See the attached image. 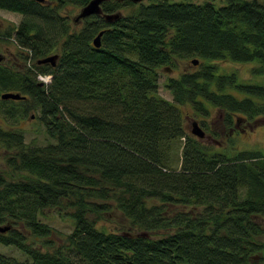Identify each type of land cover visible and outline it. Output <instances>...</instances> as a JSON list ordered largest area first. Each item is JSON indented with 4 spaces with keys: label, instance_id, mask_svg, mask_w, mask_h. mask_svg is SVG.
Instances as JSON below:
<instances>
[{
    "label": "trees",
    "instance_id": "obj_1",
    "mask_svg": "<svg viewBox=\"0 0 264 264\" xmlns=\"http://www.w3.org/2000/svg\"><path fill=\"white\" fill-rule=\"evenodd\" d=\"M89 1L0 0L22 13L14 38L30 68L52 75L39 86L33 69L14 78L0 67V92L29 95L7 100V114L38 112L50 139L31 145L0 125L11 171L0 172V243L27 257L0 254V264L264 263V152L235 149L231 134L264 116V0H107L103 12L119 19L93 15L72 29L63 10ZM52 51L55 66L37 64ZM184 61L194 67L165 78L168 100L160 70ZM221 62L252 63L250 76ZM187 106L210 141L220 133L208 118L222 114L227 145L193 135ZM45 209L73 219L65 243L54 245ZM115 210L136 234L106 223Z\"/></svg>",
    "mask_w": 264,
    "mask_h": 264
},
{
    "label": "rangeland",
    "instance_id": "obj_2",
    "mask_svg": "<svg viewBox=\"0 0 264 264\" xmlns=\"http://www.w3.org/2000/svg\"><path fill=\"white\" fill-rule=\"evenodd\" d=\"M195 3H203L207 0H190ZM81 8L76 6H68L66 9L63 10L64 13H66L70 20H71V27L72 29L75 28L74 24L78 25V27L82 26L80 21H75V18L80 13ZM21 19V16L17 13L13 12H7L5 10L0 9V23L7 24V22H11L14 25L16 23L18 24L19 20ZM5 40L0 39V52L6 54L7 50L3 47V43ZM12 51L16 52L14 48H12ZM190 62L184 61L180 64H178V70H170V69H162L160 70L161 73V86L159 88V93L164 98L168 100H172V96L169 93L168 89L164 87V80L168 76H176L179 71H182L184 69H190L193 68V65H189ZM7 64V61L5 62ZM222 68H225L226 70H236L238 74L242 78H248L250 76V68L252 66V63L243 64V63H232V62H221L220 63ZM14 67L15 65L12 64ZM17 68L16 66L14 67ZM45 85L50 83L51 77H46V79H42ZM4 92H0L1 94ZM1 99V97H0ZM14 106L11 102H6L4 105L0 104V125L2 127L10 128L12 130H20L24 134V138L26 143L31 145H45L50 142V139L47 137L44 129V124L41 123V121L37 118L38 112L31 110L27 115H17L12 116V112L6 113L7 109H12ZM184 115H185V124L187 129L190 131V127L194 121H197L200 124V118L196 117L195 114H193L191 107L187 106L183 108ZM34 116V117H33ZM7 117V121H6ZM33 117V118H32ZM222 114L218 113V111H215L212 113V115L208 118V123L210 125L211 129H217L219 131V136H217L216 140L211 138L206 141L208 144H213V146L221 145L224 146L226 143V133L228 131L222 130ZM202 127V126H201ZM206 134L209 135L210 131L206 129V127H202ZM228 130V129H227ZM234 135V141L236 144L235 149H259L264 152V116H262L259 119H256L255 121H251L249 123H240V125H237L236 128L232 131ZM220 149V148H219ZM7 156V150L4 149V147H0V172H2L6 177H11V171L6 166L5 163V157ZM19 175L15 176L18 177ZM116 211V210H115ZM40 219L51 225L54 229V232L51 236V238L54 239L55 243L54 245H60L62 243H65V240L67 239V236L72 232L74 228V222L73 219L69 215L62 216L56 209H45L44 213L40 215ZM264 228V216H261L257 219ZM106 223L111 227H117L120 232H131L132 234H136L138 230H131L130 228V222L129 220L119 211L115 212V215L113 218H110L106 221ZM6 226V225H5ZM159 234H153L152 237H157ZM33 239V238H32ZM30 240L31 242H34L36 246H40V241L38 239L36 240ZM258 241L264 242V235L261 237H258ZM0 254H4L8 257H14L21 260L26 259L27 257L24 256L16 247L14 246H7L0 243ZM256 263L253 264H264L263 262H259L256 260V257L254 259Z\"/></svg>",
    "mask_w": 264,
    "mask_h": 264
},
{
    "label": "flooded vegetation",
    "instance_id": "obj_3",
    "mask_svg": "<svg viewBox=\"0 0 264 264\" xmlns=\"http://www.w3.org/2000/svg\"><path fill=\"white\" fill-rule=\"evenodd\" d=\"M38 2H41V1H38ZM44 2L45 1H43L41 3H44ZM104 2L105 1H103L102 4ZM102 4H101V10H102ZM0 9L1 10H5L7 12L17 13V14H19L21 16V19L19 20L18 24L16 23V25H14L11 22H7V24L0 23V39L1 40H5L4 43H3V47L7 50L6 54L0 52V55L3 58L2 61L0 62V67L3 68L4 71L6 70L8 73H11L14 78H17L20 74H22V75H25V74L32 75L33 72L31 70L33 69L34 72H38V74L36 75V78L39 81L38 85L39 86H44L45 83L43 82L42 78H40V76H42V77L48 76V77H51V79H52V75L51 74H42L39 71H37L36 68H34V67L30 68L31 65H32L30 57L27 56V54L25 53L24 49L18 47L16 45V43H15L14 35L16 34V31L18 30V26H19V24H20V22L22 20V17H23L22 13L16 12V11H12V10L2 9V8H0ZM106 14H118L119 15L118 18H113V19H119L122 16V14L120 12L104 13L103 10H102L101 16H103L105 18ZM83 19H85V18H83ZM83 19H81L79 21H82ZM12 48H14L16 50V52L12 51ZM53 55H58L59 56V54L56 51H52V52L48 53L47 55L43 56L40 59L47 58V57L53 56ZM57 60L55 61V63H53V61H47V62H44V63H38V61H37V64L38 65H44V66H47V67L49 65L50 66H55L57 64ZM6 61H7V64H5ZM12 64H14L17 68L15 69L14 68L15 66L13 67ZM23 85L24 86H29L27 83L23 84ZM6 92L18 93L21 96H25L26 98L29 97V95L27 93H23V91L21 89H19V88H15V89H12V90H9V91L6 90L4 93H6ZM1 99H3V98L1 97ZM3 100H6V102H7V100H14V99H3ZM18 100H22V99H18ZM18 100L15 99L14 101H18ZM6 113H7V111H6ZM6 121H7V117H6ZM4 128L7 130V123H6V127H4Z\"/></svg>",
    "mask_w": 264,
    "mask_h": 264
},
{
    "label": "water",
    "instance_id": "obj_4",
    "mask_svg": "<svg viewBox=\"0 0 264 264\" xmlns=\"http://www.w3.org/2000/svg\"><path fill=\"white\" fill-rule=\"evenodd\" d=\"M37 1H45V0H37ZM103 1L106 0H90L84 7L81 8L80 13L77 15L75 21H79L83 18L89 17V16H93V15H101L102 14V10H101V4ZM120 1H125V0H120ZM133 2H141L143 0H131ZM119 15L118 14H106L105 18L108 21H112L115 20L113 18H118ZM104 34V30L100 31L98 33V35L93 39V45L96 48H99L101 46V37ZM2 56L0 55V62L2 61ZM58 59V55H53V56H49L47 58H43L40 59L38 61V63H44L47 61H53V63H55V61ZM193 65H198L199 60L198 59H193L192 60ZM1 97L3 99H24L26 98L25 96H21L18 93H13V92H6L1 94ZM190 131L193 135L197 136L200 139H209V136L206 134L205 130L198 124L197 121H194L190 127ZM9 229V226H0V232H6Z\"/></svg>",
    "mask_w": 264,
    "mask_h": 264
},
{
    "label": "built area",
    "instance_id": "obj_5",
    "mask_svg": "<svg viewBox=\"0 0 264 264\" xmlns=\"http://www.w3.org/2000/svg\"><path fill=\"white\" fill-rule=\"evenodd\" d=\"M46 77H48V76H46ZM46 77H42V76H40V78H42V79H46Z\"/></svg>",
    "mask_w": 264,
    "mask_h": 264
}]
</instances>
